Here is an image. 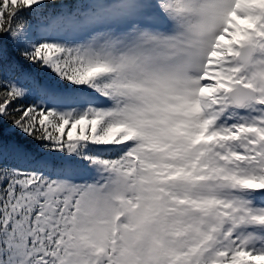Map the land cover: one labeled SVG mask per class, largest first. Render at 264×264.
Here are the masks:
<instances>
[{"label":"snow or ice","instance_id":"snow-or-ice-1","mask_svg":"<svg viewBox=\"0 0 264 264\" xmlns=\"http://www.w3.org/2000/svg\"><path fill=\"white\" fill-rule=\"evenodd\" d=\"M0 264H264V0H0Z\"/></svg>","mask_w":264,"mask_h":264}]
</instances>
